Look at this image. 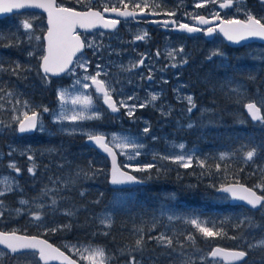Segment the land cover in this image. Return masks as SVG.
Masks as SVG:
<instances>
[{
	"label": "rangeland",
	"instance_id": "rangeland-1",
	"mask_svg": "<svg viewBox=\"0 0 264 264\" xmlns=\"http://www.w3.org/2000/svg\"><path fill=\"white\" fill-rule=\"evenodd\" d=\"M114 1L121 4L126 0ZM80 2H82L81 6H79ZM85 2H88V4H85ZM101 2L104 6H108L110 0H101ZM217 2L219 0H214V2L213 0H191L189 3L188 0H177L175 3L180 5V7L176 8L177 13L180 15H182L183 9L190 17L198 15L201 10L206 11L207 15L221 16L223 18L227 16L236 17L239 14L247 17L250 12L264 22V6H253L248 0H238L235 6L228 10V8L221 9L217 7ZM57 3L75 9H79L83 5V9L97 6H94L90 0H59ZM165 3H167L165 0H157V4L161 6ZM197 4H202L203 6L198 8L196 7ZM162 8L160 7L159 9ZM172 10L174 11V8ZM16 20L12 27L9 19L7 22H0V45H6L4 49H0V110H5L2 112H5L6 125L13 123L15 117L21 118L24 116L25 112L28 113L33 109H45L48 107V103L44 100H31L29 98L30 90H28V85H24L23 88L17 87L19 84L18 80L25 79L24 74L33 70V65L39 64L43 56L45 16L38 12L28 11L18 14ZM25 21L31 23V29L25 30L23 28V22ZM189 26L199 29V27H207L208 25H200L197 19ZM149 29H151V25L145 23H126L124 28L116 31L96 30L83 35L84 52L75 58L71 67L74 71H69L64 75L68 82L53 88L55 103L50 113V120L53 123L55 115L61 112L67 116L77 114L84 117L98 112L99 117L77 121L65 119L53 123L56 131L62 135L60 142L62 143L63 141L64 147L62 149L64 150L54 154L55 158L57 155L60 156L58 166L61 169H59L58 173L49 176L47 180V188L57 189L51 192L49 197L58 199L61 196V198L69 197L83 200L88 198L87 194H90L89 199L95 204H99V199L104 194L103 186L100 184L104 182L108 173L106 159L84 142L74 141L75 137L68 136L105 133L109 143L115 147L120 156L121 166L136 172L139 176H144V172L150 169L145 171H136L135 169L142 167L144 164L153 163L152 158L154 156H193L197 150L195 144H190L182 136L183 130L189 128L187 127L188 124L193 126L195 124L192 115L195 109L189 113V104L183 97L191 95L193 103L200 112H212L214 106L217 105L221 106L225 114H231L236 119L243 118V120L248 119L247 114L243 110L244 104L254 101L261 107L260 117L262 118L261 120H264V68L259 64L264 61V44L252 42L241 46L239 52L235 53V55L232 54L233 59H245V61L241 67H235L229 63L228 53L224 48L227 45L219 35L207 40L203 36L197 35L199 31L190 35L187 30L180 29L179 25L174 27V33H168L161 29L158 33L151 34ZM181 32L193 37L179 41L180 35L176 33ZM126 33H130V35L127 36ZM136 36H144V39L136 40ZM24 43L29 44L23 48ZM89 44L92 46L89 47ZM186 44L190 48L185 47ZM9 46L14 47L11 49ZM7 49L13 53L11 55L5 53ZM180 49H183V51L181 52ZM16 52H19L20 55H17ZM145 53H148L152 59L151 61H144L141 66L139 62ZM169 53H175V58L170 56ZM183 60H187L189 63V68L187 67L186 69L187 77L183 75L185 71L183 67L179 66ZM83 61L88 62L86 72L78 66ZM165 61L167 64H177L178 66L171 70L163 69L161 62ZM17 64L20 66L18 69L16 68ZM97 65H100V68ZM14 69L16 71H13ZM97 72L101 73L98 79L110 82L111 89L115 90L113 96L117 102L121 100L127 101L129 96L135 97V99L127 101L129 105H136L134 116L129 117L127 108L121 107L119 103L117 104L119 111L112 113L103 104L102 94L96 92V88L92 86L90 79L83 81V77L96 75ZM104 73H107V75ZM148 73L155 75V82L148 80ZM245 77L249 81H246ZM255 79H258V85H255V81L252 82ZM77 80H81L82 83L77 84ZM84 82L89 84V88L85 89L83 87ZM111 89L109 90L111 91ZM232 89H238V92H233ZM58 91L66 93L63 103L58 98ZM40 93V97L43 94L46 95L45 91L43 93L40 90ZM154 94L158 97L156 101L151 100ZM85 96L91 98L92 102L90 105L73 103L74 99L80 98L82 101ZM196 96L199 97L197 103L195 102ZM140 104L149 107L154 114L153 117L136 115V110L139 109ZM163 113H167V115ZM39 122L43 124L44 130L40 131L38 129V133L46 132L48 135H52L53 131L48 128L42 116H40ZM145 127L150 129L148 133H144L143 129ZM104 128L107 130H103ZM177 129L181 131H177ZM0 132H2V129H0ZM123 136L134 138L137 144L143 145L139 149L140 155L137 156L136 152L131 148L124 149L116 146L119 143L118 138ZM114 137L117 139L114 140ZM180 144L185 147L181 149L179 147ZM6 146V150L0 147V191L5 192L3 196H0V218L8 214L9 217L17 219L24 214H29L32 209H40L37 207L39 203L49 204L50 201L29 196L24 189L23 183L11 172L1 170L2 166H4L3 164H12L9 160L1 161L6 156V152L9 155V151L13 148L12 144H8V142ZM55 146H57L55 140H48L42 142L39 149L50 150ZM244 157H246V153ZM262 164L264 165V160ZM77 173H80L78 178H76ZM90 178L91 182H88ZM73 179H75V184L71 183ZM54 181L56 183H53ZM66 184L69 185L67 188L64 187ZM254 187L259 192L264 193L263 185L257 183ZM9 188L11 190L6 191ZM119 190L117 198H114L113 190L108 195L106 203L97 205L98 209L95 212L90 211V215L103 226V232L105 233L111 225L105 226L101 223L102 215L108 212L112 215L113 220L116 212H124L130 209L134 197L133 190ZM214 199L219 202L228 201V197L221 194H216ZM22 201L25 203H21ZM57 209L54 212L55 214L66 215L65 212L71 210L74 215H66L65 218L58 217L57 219L53 217L50 219L42 218L40 220L35 218L32 220L29 217V222L26 220V228L24 230L29 231L34 226H39L44 228V230L58 227V231H60L66 228L68 221L71 218H75L78 214L76 209ZM169 215L180 219L169 220L167 218ZM193 218L197 217L185 213L176 202L163 203L147 217L150 232H152L151 237L160 246H165L160 244L156 237L163 233L166 238L172 240L182 233H189L188 227L191 224L187 223L186 220ZM154 225L155 228L153 227ZM20 229V226H15L8 231L20 232ZM261 241H264V235L252 240L247 248H262L264 244ZM58 243L83 264H127L128 261L123 260L119 263H113L114 257L112 253L95 241L78 239L70 241L63 239L59 240ZM97 249L102 250L103 256L92 251ZM209 251L202 253L197 251L194 253L196 255L188 254L183 256L182 254H173L171 258H168L167 255L158 261L148 259L149 257L145 256L143 264H172V261H175V264H181L185 257L189 258L192 264H222L221 261L211 258ZM0 253H4L3 256H0V264H40L36 253L34 256L23 254L12 256L2 248H0ZM84 257H87V259ZM136 258L141 259V257ZM250 264H264V262L259 260Z\"/></svg>",
	"mask_w": 264,
	"mask_h": 264
},
{
	"label": "trees",
	"instance_id": "trees-1",
	"mask_svg": "<svg viewBox=\"0 0 264 264\" xmlns=\"http://www.w3.org/2000/svg\"><path fill=\"white\" fill-rule=\"evenodd\" d=\"M1 21L7 22L8 19H0ZM28 44L26 43L23 48ZM5 46L0 45V49H4ZM9 47L12 49L14 46ZM224 48L228 53L229 63L232 66L241 67L245 59H233V55L241 48L228 46H224ZM5 53L11 55L13 52L7 49ZM16 53L20 55L19 52ZM259 64L264 68V61ZM38 65V63L33 65V70L24 74L25 79L18 80L17 87L23 88L24 85H28V90H30L28 95L31 100H44L48 103V107H51L55 99L53 88L56 86L43 81L46 79ZM244 79L249 81L246 77ZM254 81L255 85L259 84L258 79L252 82ZM40 85L46 92V95L43 94L42 97L39 96L40 90L43 91ZM198 101L199 97L196 96L195 102ZM2 111L5 110L1 109L0 115L5 118V112ZM192 115L195 120L194 126L183 130L182 133L187 142L197 146L192 166L183 168L177 163L162 161L160 157L154 156L152 161L157 167L144 172L146 185L135 188L130 209L116 212L106 233L103 232V226L90 215V211L95 212L98 209L97 205L106 203L111 191L107 185V175L104 182L100 184L103 186L104 194L99 199V204H95L89 199L90 194H87L88 198L83 200L61 198V196L57 199V208L78 210L77 216L71 218L63 230L52 232L39 226H34L29 231L24 230L26 220L29 222V217L34 220L35 214H40L41 219L65 218L66 215L55 214L48 207L32 209L29 214H24L17 219L5 214L0 218V230L8 231L15 226H20V232L42 236L58 246H60L58 241L63 239L95 241L112 253L113 263L129 260L130 255L147 256L160 260L169 253L182 254L183 256L194 254L197 251L202 253L210 250L214 245L247 250L249 256L244 264L259 260L264 262V247L247 248L252 240L264 235V207L252 211L241 205H231L228 201L219 202L214 199L217 194L216 188L224 183L241 182L252 187L259 183L264 186V165L262 164L264 160V120L236 119L231 114H225L221 106L217 105L214 106L212 112H200L198 108H195ZM177 131L181 130L177 129ZM68 137H75L74 141L84 142L83 136L80 135ZM253 149H255L253 159H246L244 154ZM221 154L225 155V159H220ZM41 164L42 169L38 175L31 176L29 173L28 177L24 179L23 186L29 196L50 201L49 197L42 198L41 194L47 186L49 176L55 174L56 171L46 168L44 161ZM217 164L220 165L219 169L216 167ZM25 169L26 167L22 170ZM1 170L12 172V167L4 165ZM88 182H91V178ZM173 201L185 213L195 215L201 222H207L202 226L212 227L214 231H219L222 234L206 238L195 226L190 225L189 233H182L176 239H172L170 247L160 246L154 239H149L152 232H150L147 217L163 203H172ZM141 236H143V244L137 250L136 241ZM189 236L192 238L187 239Z\"/></svg>",
	"mask_w": 264,
	"mask_h": 264
},
{
	"label": "snow or ice",
	"instance_id": "snow-or-ice-1",
	"mask_svg": "<svg viewBox=\"0 0 264 264\" xmlns=\"http://www.w3.org/2000/svg\"><path fill=\"white\" fill-rule=\"evenodd\" d=\"M214 2V0H213ZM261 3H264V0H260ZM234 3V0H225L224 3H220L219 7L221 9L229 8ZM25 5L20 3H11L7 6L0 5V13L3 12H10L13 9H19L24 7ZM202 4H197L196 7H202ZM39 7L47 8L48 10V32L45 36V39L47 41V47L44 50V54L41 58V68L43 70V73L45 75V78L47 77L48 73H58L63 72L66 69L69 71H74V69H70L69 65L73 63V57L76 56V53L79 52L85 45L81 42L80 37L74 33V29L77 25L81 28H91L95 25V23H103V27L108 28H114L119 21L118 20H104V17L101 15L99 11H93L89 9L85 12H79L75 11L72 8L67 7H56L54 4L49 3L47 5L40 4ZM127 7V5H125ZM139 7V5H137ZM239 10V9H238ZM117 12L118 9L116 7L104 8V12ZM143 11V9H141ZM120 16L123 17H130L134 14L128 11L119 12ZM170 15H172L170 13ZM219 18L218 16L216 17ZM196 19L199 20L201 24H208L209 21L205 19L203 16H197ZM167 23V22H165ZM221 27L219 28V31L224 34V36L229 40L233 42H240L241 40L250 38V37H260L264 38V22L261 21V19H257L255 16H253L250 12L247 14V17L245 20L240 19H227V20H221ZM32 25L30 22L25 21L23 22V28L25 30L31 29ZM180 29H185L187 32H195L199 29L195 27H190L187 24H180ZM215 31L214 28L209 27L207 29V32L209 34L213 33ZM39 39V38H38ZM136 40L144 39V36H136ZM89 47L92 45L89 44ZM182 52L183 49H180ZM31 55V54H30ZM170 56H173L175 58V53H169ZM219 55V53H217ZM141 65L144 63V58H142L139 62ZM187 60L181 61V64H186ZM87 61H83L79 63V67L84 69L85 72L87 71ZM177 64H172L171 67L175 68L177 67ZM20 66L17 64L16 68L18 69ZM98 68H100V65H97ZM13 71H16L14 69ZM100 72H97L96 75L92 76H85L83 77V81L91 80L92 84L96 86V92L98 94H102L103 96V104L107 106V109H110L112 113H117L119 111V108L117 104L121 107L127 108V115L129 117L134 116L136 105H129L127 101H131L135 99L134 96H129L127 98V101L121 100L119 102L113 100V93L115 92L114 89H111L110 82H106L104 80L98 79L100 76ZM107 75V73H104ZM151 79V75L148 77ZM77 84L82 83L81 80L76 81ZM83 87L85 89L89 88V84L84 82ZM111 89V91L109 90ZM233 92H238V89H232ZM65 92L64 91H58L57 95L59 100L63 103L65 98ZM158 97L154 94L151 97L152 101H156ZM188 104V112L191 113L195 108L196 105L193 103V97L191 95H188L186 97H183ZM91 98L88 96L83 97V100L81 101L80 98L74 99L73 103H83L84 105H90L91 104ZM139 107L143 108L145 107L144 104H140ZM246 108L251 113V117L253 120H260L262 119L260 116L257 115L259 109L254 103H248L246 105ZM43 111L47 112L48 109L45 108ZM164 115H167V113H163ZM99 117V113L96 112L91 116L84 117L83 115H77L74 114L72 116H67L65 113L61 112L55 115L53 123H57L59 121H63L65 119L70 121H77L81 119H96ZM187 127L192 128V124H188ZM39 129L40 131H43V124L39 122L38 119V113L32 112L31 115H28L27 112H25L23 119L19 120V129L18 131L20 133L33 131ZM144 133H148L150 129L148 127H145L143 129ZM87 139L89 142H92L95 146H98L100 149H102L105 153L112 156L113 159V171H112V178L111 183L113 185H122L127 183L136 182V177L130 174H127L125 172L119 171L115 167V155L112 151V148L109 146V142L106 140V137L102 134H88ZM117 139L114 137V140ZM119 143L116 144L117 147L120 148H131L136 152V155H140L139 149L143 147V145L137 144L134 138L123 136L119 137ZM155 139V138H154ZM179 147L183 149L185 146L183 144H180ZM255 155V149L250 150L246 153V159L251 160L253 159ZM29 159L31 160L32 157L30 156ZM194 157L192 155H162L160 157V160L162 161H169L172 163H177L183 168H189L192 166V161ZM221 160L225 159V155L221 154L220 157ZM203 166V165H201ZM10 167H14V165H10ZM157 165L154 163H148L144 164L142 167H137L136 171H145L148 169L156 168ZM217 169H219L220 165H216ZM17 173L19 172V169L16 170ZM29 173L34 174V168L28 169ZM80 176V173L76 174V178ZM53 183H56L55 181ZM72 184H75V179L71 181ZM69 185H65L64 187L67 188ZM11 189H6V191H10ZM57 189H50L45 188L42 190V198L43 197H49V194L53 191H56ZM119 189L114 190V198H117ZM218 191L228 194L230 193L232 197L239 198L242 201H245L247 205L251 206L252 209H256L258 206L264 207V196L257 195L256 192L252 191L249 188L246 187H234V186H222ZM239 193H243L238 195ZM5 194L4 191H0V196H3ZM83 195V193H81ZM50 203L44 204L43 202L39 203L37 205L38 208H51L52 211H57V205L58 201L54 197H49ZM25 203V202H21ZM66 215L72 216L74 215V212L71 210H67L65 212ZM34 218L36 220L41 219L40 214H35ZM169 220L173 219H180L177 217H174L173 215H169L167 217ZM112 222V215L108 212H105L102 215L101 223L105 226H110ZM187 223H190L191 225L195 226L196 229L199 230L200 233L203 234L204 237L210 238V237H216L218 235H221L222 233L219 231H214L212 227L202 226L203 223L207 222H201L197 218H193L190 220H186ZM66 227V226H65ZM155 228V225L153 226ZM52 232L58 231V227H54L49 229ZM192 237L189 236L187 239H191ZM149 239H152L151 236H149ZM156 239L160 242V244H163L165 246L170 247L172 244V240L170 238H166L165 235L162 233L160 236L156 237ZM262 244H264V241H261ZM143 244V236H141L140 239L136 241V249L139 250L142 247ZM0 245H5L7 249L10 250L9 255L17 256V255H28V256H34L35 253L38 251V256L40 261H44V264H47V261L52 259H57L58 257H62L64 254L60 252L58 248L53 247L51 244H48L44 240H39L36 237H27V236H20L17 235L15 232L12 233H0ZM182 247V245H181ZM251 247V246H250ZM94 253H98L99 255L103 256L102 250H92ZM4 253H0V256H3ZM173 253L168 254V258H171ZM210 257L217 258L221 255L224 256L225 261L227 264H237V262L243 260L247 256V252L245 251H236V250H222L220 248H215L210 252ZM87 259V257H84ZM67 259V257H65ZM144 257H141V259H137L135 255H130L129 260L127 261V264H143ZM148 259L158 261V258L149 257ZM203 259V258H202ZM68 264H75L74 261L69 260ZM172 264H175V261H172ZM181 264H192L191 260L187 257H185Z\"/></svg>",
	"mask_w": 264,
	"mask_h": 264
},
{
	"label": "flooded vegetation",
	"instance_id": "flooded-vegetation-1",
	"mask_svg": "<svg viewBox=\"0 0 264 264\" xmlns=\"http://www.w3.org/2000/svg\"><path fill=\"white\" fill-rule=\"evenodd\" d=\"M58 1L59 0H57V2ZM165 1L167 3L162 4V6H161L160 4H157V0H131V1L126 0V1H123V3H121V4L116 3L114 0H110V3L108 4V6H104L102 4L101 0H90V2L92 4H94V6L97 5L94 8H97L99 10H102L105 7H108V8L116 7L117 9H119V8L120 9H125V8L129 9L132 13L138 12L139 14L134 16V17L130 16L127 19L114 18L113 20L119 21V23L117 24L118 29L124 28V25L126 23H131V24H144L145 23L147 25H151V29H149L151 34H156L161 29L165 32H168V33H174V27H177L180 24L191 25L197 20L196 19L197 16H203V17H205L206 20L217 19L216 18L217 16L207 15L206 11H204V10H201V12L198 15L190 17V16H188V14L183 9V13H182V15H180L176 11V8L180 7L179 4L175 3L177 0H165ZM190 1L191 0H188V3ZM242 1H247V0H242ZM248 1L253 6H258V5L264 6V3H261L259 0H248ZM224 2H225V0H219V2H217V4H216L217 7H219L220 3H224ZM237 2H238V0H234L233 5L230 6L228 8V10H230L233 6H235V4ZM81 4H82V2H80L79 6H81ZM85 4H88V2H85ZM125 5H127V7H125ZM137 5H139V7H137ZM158 5H160V6H158ZM83 7H84V5H83ZM83 7H80V8L78 7V8L83 9ZM160 7H163V8L159 9ZM173 8H174V11L173 10L171 11V9H173ZM141 9H143V11H141ZM179 11H181V10H179ZM170 13L172 15H170ZM17 17H18V15L6 17V18H0V19H9V22L12 25H14L15 21H17L16 20ZM218 17H219L218 19H220L218 21V23L208 25L207 27H199V32L197 33V35H201V36H203V38H205L207 40H211L216 35H219V34L217 32H215V35L211 39H208L205 36V34H206L207 29L209 27H212L215 29V27L220 23L221 20H227V19L245 20L246 19V15H243V14L242 15L239 14L236 17H228V16L225 18H223L221 16H218ZM165 22H167V23H165ZM44 24H45V31H46V23H44ZM79 34L82 37V39H84L83 35H85L86 32H81ZM176 34L180 35L179 41H184L186 38L190 39L193 37V36H188V35L184 34L183 32L176 33ZM126 35L129 36L130 33H126ZM197 35H195V36H197ZM84 45H85V43H84ZM185 47L190 48L188 44H186ZM142 57L144 58V61H151V59H152V57L148 53L143 54ZM171 65L172 64H167L166 61L161 62V67L163 69L171 70V69H173V67H171ZM179 66L183 67V69L185 70L183 75L185 77H187V74H186L187 70L186 69H187V67L189 68V63L187 62L186 64H179ZM147 75H148L147 77H149V75H151V79L148 78V80L150 82L156 81L155 75L149 74V73ZM43 76L45 78L44 74H43ZM45 79L46 80H43V81H45L46 83H49V84H53V86L66 84L68 82V79L65 78V76L51 77V76L47 75V77ZM40 86L42 87V85H40ZM42 89L44 91L43 87H42ZM113 99H114V101H116L114 96H113ZM54 103H55V100H54ZM53 107H54L53 105L51 107H47V109H48L47 112L43 111V108L33 109V110H37L40 112V116H42L43 119L46 121L48 128H50L53 131L52 135H48L46 132L38 133V130L35 133L18 134L17 133V123L19 122V120L21 118L17 119L15 117L14 118L15 121L13 123L11 122L9 124V126H7L6 122H5V118L0 115V129H2V132H0V147L4 148L6 150L7 149L6 148L7 142H8V144H12V147H13L9 151L10 154L7 155V152H6V156L1 161L9 160L12 163L10 165H14V167H12L11 174H13L21 183H23L24 179L28 177V175H29L28 169L29 168H34V174L31 173V176H34V175L37 176L38 175V173L40 172V169H42V164H41L42 161H44L46 168H52L53 169L52 171H56V173H58L59 169H61L58 166V161H59L60 156L57 155L55 158L54 154L55 153L58 154L59 152H63L64 149H62V147H64L63 146L64 143H63V141H62V143L60 142L62 135L56 131L55 125L50 120V113H51V110L53 109ZM136 115L153 117L154 114L150 111L149 107H144V108L139 107V109L136 110ZM103 130H107V129L104 128ZM48 140H55L57 146H55L54 148H51L50 150L39 149V146L42 144V142L48 141ZM30 156L32 157L31 160L29 159ZM3 165L10 166V165H6V164H3ZM24 167H26V169L22 170ZM17 169H19L18 173L16 171ZM141 177L143 180H145L143 178V176H141ZM145 185L146 184L144 183V184L137 185V186H145ZM134 188L135 187L133 186V187H126L124 189L134 191Z\"/></svg>",
	"mask_w": 264,
	"mask_h": 264
},
{
	"label": "water",
	"instance_id": "water-1",
	"mask_svg": "<svg viewBox=\"0 0 264 264\" xmlns=\"http://www.w3.org/2000/svg\"><path fill=\"white\" fill-rule=\"evenodd\" d=\"M260 1V0H259ZM11 3H20V4H23L25 5L24 7L22 8H19V9H13L12 11L10 12H3V13H0V18H3V17H6V16H10V15H13L15 13H21V12H24V11H34V12H38V13H41V14H44L45 16V23H46V31L44 32L43 34V42H44V50L46 49L47 47V41L45 39V36L47 35V32H48V10L47 8H42V7H39L40 4H49V3H52L54 4L56 7H63V6H59L57 5L56 3V0H0V5H4V6H7ZM68 8V7H67ZM89 9L93 10V11H99L101 13V15L104 17V20H113L114 18H118V19H127L129 17H123V16H120L119 15V12H123V11H128V12H131L129 9H118L117 12H104V8L102 10H98V9H95V8H88L86 10H76L74 9L75 11H79V12H85V11H88ZM132 13V12H131ZM138 13H134V15H136ZM133 15V16H134ZM220 19H210L208 20L209 23L208 24H201L200 25H210V24H214V23H218ZM198 25V24H197ZM221 21L220 23L215 27V31L211 34H209L208 32H206L205 36L208 38V39H211L214 35H215V32H217L224 40V42L230 46V47H238V46H243L245 44H249V43H252V42H258V43H261V44H264V38H260V37H250V38H247V39H244V40H241L240 42H233V41H229L222 32L219 31V28L221 27ZM117 28V25L114 27V28H104L103 27V23H95V25L91 28H81L79 27V25H77L74 29V33L76 35H78L80 37V40L81 42L84 44L83 40H82V37L80 36L79 33L81 32H86V33H91L95 30H102V31H114L115 29ZM197 28V27H195ZM198 29V28H197ZM199 31V30H198ZM198 31H195V32H191L189 33L190 35L191 34H194V33H197ZM84 48L85 46L79 51L76 53V56L73 57V62H74V59L79 55L81 54L83 51H84ZM44 54V52H43ZM41 63H42V60L40 59V62H39V69L40 71L43 73V70L41 68ZM73 65L70 64L69 65V68H71V66ZM69 70L66 69L65 71L63 72H58V73H48L47 75L48 76H51V77H61L63 75H65ZM44 74V73H43ZM91 84H92V81H91ZM93 87L96 88V86L94 84H92ZM114 100V99H113ZM248 103H254L257 108L259 109L257 115L260 116L261 115V107L256 104L254 101H249V102H246L244 104V107H243V110L244 112L247 114L248 118L250 120H253L252 117H251V113L248 111V109L246 108V105ZM33 112H37L38 113V118H39V111H33ZM32 112L28 113V115H31ZM24 117V116H23ZM23 117L21 119H23ZM19 129V122L17 123V133L18 134H23V133H20L18 131ZM36 130H33V131H28V132H24V133H34ZM98 134H102L106 137V140H107V135L104 134V133H98ZM84 141L85 143L91 147V148H94L99 154H101L102 156H104L107 161H108V173H107V183L109 185V187L111 188H124V187H129V186H136V185H139V184H144L145 181L140 179L139 177H137L133 172L123 168L120 164V156L118 154V152L116 151L115 147L113 145H111L109 143V146L112 148V151L115 155V167L119 170V171H122V172H125L127 174H130V175H133L136 177V182H132V183H127V184H122V185H113L111 183V178H112V171H113V159H112V156L108 155L107 153H105L102 149H100L98 146H95L92 142H89L88 139H87V136L84 138ZM222 186L224 187H227V186H234V187H246V188H249L251 189L252 191L256 192L257 195H261V196H264L263 193L259 192L257 188L255 187H252V186H249V185H246L244 183H241V182H228V183H224L220 186H218L216 188V193L217 194H222V195H226L228 197V202L231 204V205H241L247 209H250L252 211H256V210H259L261 207L258 206L256 209H252L251 206L247 205L245 201H242L240 200L238 197L237 198H234L231 196L230 193L228 194H225V193H222L220 191H218ZM240 194H243V193H239L238 195ZM12 232H15V231H10V232H6V231H2L0 230V233H12ZM17 235H20V236H27V237H36L37 239L39 240H44L46 241L48 244H51L53 247L55 248H58L60 250V252H62L64 255L62 257H58L57 259H52V260H49L47 261V264H68V261L71 260V261H74L75 264H82L77 258H75L74 256H72L71 254H69L68 252H66L64 249H62L60 246L54 244L53 242L47 240L46 238L44 237H41V236H37V235H29V234H22V233H19V232H15ZM1 248H3L4 250H6L8 253H10V250L6 248L5 245H0ZM215 248H220L222 250H225V251H228V250H236V251H245L247 252L246 250L244 249H241V248H228V247H224L222 245H214L212 246V248L210 249L209 251V254L210 252L215 249ZM36 256H37V259L39 260V256H38V251L36 252ZM210 256V255H209ZM65 257H67V259H65ZM212 258V257H211ZM248 258V252H247V256L237 262V264H240V263H243L246 259ZM214 259H217V260H220L222 261L224 264H227V262L225 261V258L223 255L217 257V258H214ZM40 264H44V261H40Z\"/></svg>",
	"mask_w": 264,
	"mask_h": 264
},
{
	"label": "bare ground",
	"instance_id": "bare-ground-1",
	"mask_svg": "<svg viewBox=\"0 0 264 264\" xmlns=\"http://www.w3.org/2000/svg\"><path fill=\"white\" fill-rule=\"evenodd\" d=\"M135 13H138V12H135ZM134 14V13H133ZM139 14V13H138ZM138 14H136V15H138ZM136 15H134V16H136ZM134 16H132V17H134ZM118 19V18H117ZM116 30H118V28L117 29H115L114 31H116ZM40 70V69H39ZM41 72V71H40ZM42 73V72H41ZM56 86H58V85H56ZM3 231V230H2ZM153 231V230H152ZM6 232H10V231H6ZM16 232V231H15ZM19 233H21V232H19ZM22 234H25V233H22ZM249 256V255H248Z\"/></svg>",
	"mask_w": 264,
	"mask_h": 264
}]
</instances>
